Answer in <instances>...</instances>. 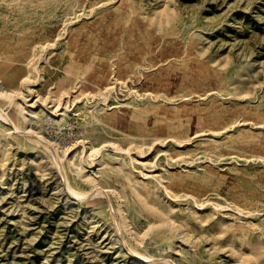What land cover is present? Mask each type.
<instances>
[{"label":"rangeland","instance_id":"rangeland-1","mask_svg":"<svg viewBox=\"0 0 264 264\" xmlns=\"http://www.w3.org/2000/svg\"><path fill=\"white\" fill-rule=\"evenodd\" d=\"M0 78V264H264V0H0Z\"/></svg>","mask_w":264,"mask_h":264},{"label":"bare ground","instance_id":"bare-ground-1","mask_svg":"<svg viewBox=\"0 0 264 264\" xmlns=\"http://www.w3.org/2000/svg\"><path fill=\"white\" fill-rule=\"evenodd\" d=\"M33 68L35 69V71H39V69H38L39 67L34 66ZM38 76L39 77L38 78L36 77V79L34 80L35 82L37 81V83L35 85H39V82L38 81L41 82V78L43 77L41 73H39ZM25 83H27V82H25ZM23 89H24V86L21 85V87H19L18 90L19 91L20 90L23 91ZM19 94H20L19 92L17 93V91L16 92L9 91L5 87L0 91V117L3 118L4 120L10 122V123H13L12 124V128L14 129L15 132L20 131V130H16V128L14 126V124L16 125V123H14V121L12 119H10V117L8 116L7 112L4 109L3 102L4 101H7V102L8 101L9 102L11 101V103H13L16 100L15 97H18ZM21 97L23 99H21L22 100L21 102L19 101L18 112L21 115V117L24 118L25 115H24V106L23 105L26 103V100H25L26 98H24V96H21ZM9 102H8V104H9ZM45 102H46V97H45V100H43V102H41V105H40L41 108H42V110H44V108H45V106H44L45 105L44 104ZM65 108H67V107H65ZM57 111H58V109L57 110H54L55 116H60L61 114H63V113H60V112H57ZM36 115H37L36 112L29 113V115L24 120L25 121L27 120V121H29V122L32 123L33 120H34V118L36 117ZM25 133L28 134L27 132H25ZM37 136H38L37 138H31V140L32 141H35L38 145L40 144L42 146V147H40L41 152L45 156H47L49 158V160H48L49 162H53L54 163V161H55L54 159L57 158V160L60 159L62 161V163H65V161L68 159L67 154L70 152V150H68V149L67 150H64V149L63 150H60V149H58L56 147H53L52 143L49 140H47L44 135L38 134ZM94 178L95 177H93L92 180L94 181V185L97 187L95 189H99V190H97L98 191L97 194L102 193L104 191L102 189L104 186L101 185V183L98 182V181H96V179H94ZM76 192L77 191H75V193Z\"/></svg>","mask_w":264,"mask_h":264},{"label":"built area","instance_id":"built-area-1","mask_svg":"<svg viewBox=\"0 0 264 264\" xmlns=\"http://www.w3.org/2000/svg\"><path fill=\"white\" fill-rule=\"evenodd\" d=\"M5 84L3 82V80L0 78V91L4 88ZM44 124H45V131L47 132V134L50 136V137H54V135H57L58 130H57V126L54 122V118L52 117H48L45 119L44 121ZM69 130H70V137H73L74 134H75V127L72 125L71 127H69ZM66 143H63V144H68V140H65Z\"/></svg>","mask_w":264,"mask_h":264}]
</instances>
